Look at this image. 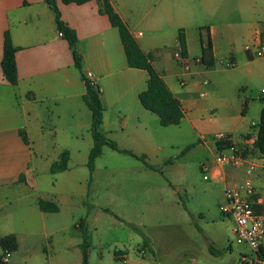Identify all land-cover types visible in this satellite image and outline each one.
I'll return each mask as SVG.
<instances>
[{
	"label": "crops",
	"instance_id": "obj_1",
	"mask_svg": "<svg viewBox=\"0 0 264 264\" xmlns=\"http://www.w3.org/2000/svg\"><path fill=\"white\" fill-rule=\"evenodd\" d=\"M111 2L143 51L152 57L153 66L170 91L181 102L185 117L178 126L163 127L158 116L141 105L139 95L147 89L148 73L129 67L119 31L111 25L106 15L99 12L98 3L66 5L58 1L62 21L78 37L77 51L81 57L79 71L75 67L67 40L59 35L53 9L44 0H0V222L6 225L16 218L30 219L37 214L36 210L42 214H57L42 212L39 200L55 203L60 213L59 198L48 200L49 198L40 196L35 176L36 166L32 164L34 150L46 156L54 154L58 160L67 152L68 169L53 176L68 173L71 174L70 178L74 173L73 156L82 147L90 155L94 146L92 113L84 100L86 84L82 76L100 91L104 107L100 132L120 149L145 157L146 162L155 170L131 156L150 172L159 173V167L165 168L164 172L167 174L164 176L174 188V195H178L181 186L179 178L186 172V165L182 160L194 150H197L198 167L205 164L199 155L205 151L211 153V162H206L210 163L211 168L208 181L223 183L224 196L227 189L238 185L234 181L239 172L215 163L218 152L216 143L213 141L210 146L206 141V133L196 124L203 104L195 95V89L205 85L206 81L207 85L214 81L217 84L213 70L219 64L232 61L235 67V52L240 41L248 58H254L256 47L264 43V0H223L220 12L216 13L218 23L196 24L194 27L198 31L196 41L190 33V28L194 25V0ZM202 2L203 0H198V6ZM208 9L209 6L204 4V10ZM208 13L211 11L208 10ZM180 30H183L187 43L186 59L189 68L186 69L174 58V53L181 51L178 36ZM7 31L17 48V86L5 80L1 68L4 35ZM209 39L215 58L212 68L200 63L202 42L207 43ZM88 74L92 77L87 78ZM185 122L195 131V140H192L190 133L187 134V129H181ZM254 126L256 125L253 124L245 136H242L245 138L244 143H255L257 134ZM22 131L25 132L27 144L21 136ZM225 134L232 136L235 144L242 140L241 138L236 142L231 133ZM182 135L189 139L188 144H184L187 146L180 144L183 143ZM189 146H193L192 149L182 155ZM104 148L103 152L106 150ZM169 149L175 151L174 159L167 156ZM259 154L260 161L252 160L258 164L254 171L256 182L259 183L254 186L255 200L259 203L260 212L264 213V197L259 192V186L264 182V154L258 152ZM91 184L92 182L89 183V188ZM190 193L191 191L189 195ZM62 200L65 204L70 202L69 198ZM209 200V195L201 199V209H206ZM222 201L225 202V197ZM182 205L183 202L177 200L168 209L185 216L196 230L188 238V245L183 251L186 263L239 264V259L234 263L230 258L233 255H228V252H224L222 256L210 253V245L220 251L230 247V253L233 252V246L231 243L226 246L221 241L218 242L219 233L203 229L196 222L195 212ZM200 211L199 218L205 219L203 210ZM138 230L144 235L141 229ZM142 245L145 258L149 255L151 259L141 257L135 259L134 263L157 264L153 254V241L147 239ZM241 251L239 250V255ZM115 259L130 263L122 254L116 255Z\"/></svg>",
	"mask_w": 264,
	"mask_h": 264
},
{
	"label": "rangeland",
	"instance_id": "obj_2",
	"mask_svg": "<svg viewBox=\"0 0 264 264\" xmlns=\"http://www.w3.org/2000/svg\"><path fill=\"white\" fill-rule=\"evenodd\" d=\"M222 2L203 0L201 6H198V0L192 2L194 25L190 33L195 41L198 37V31L194 30L196 24L218 23L216 13L220 12ZM204 4L209 6L211 13L204 10ZM235 57V67H227L223 62L213 70L217 84L214 81L211 85H200L195 89V95L203 104L196 124L206 133L210 146L216 135L227 132L237 142L253 124L257 125L260 121L264 106V58L254 57L250 60L242 50L241 41ZM203 92L208 96L201 97ZM245 101H248V110L243 115L242 105ZM181 129H187V134L190 133L192 140H195V131L190 129L188 122ZM188 140L183 136L181 146H187L184 144H188ZM244 140L242 138L236 145L251 161L258 156V152L253 142L246 144ZM104 149L91 174L88 168L89 151L85 152L82 147L73 156L72 178L68 173L53 176L50 164L56 162L58 157L54 154L46 156L34 150L32 164L36 166L40 196L48 200L59 198L61 210L57 214H42L36 210L37 214L30 219L16 218L7 225L0 222V238L14 234L19 242L18 251L12 253L7 264H83V229L80 228L83 220L89 236V264H127L123 259H115L119 254L127 257L129 264H135V259L141 257L151 259L149 255L145 258L142 248L147 239L154 243L153 254L157 264H187L183 251L188 245V238L196 230L185 216L168 209L177 200L195 212L196 222L203 229L219 233L218 242L226 246L232 244L233 252H228V255L232 254L230 258L234 263L236 259L238 262L239 250L244 248L235 243L233 222L220 211L221 205L225 204L222 201L225 197L223 183L204 180V174L196 163L197 150L182 160L186 172L179 178L181 186L178 195H174V188L164 176L167 174L165 168H158L160 174L153 173L131 156L121 155L110 148ZM175 154L169 149L167 156L174 159ZM226 154L231 153L227 151ZM199 157L205 163L212 160L211 153L206 151ZM227 166L239 172L234 181L237 187H244L248 180L252 181L253 186L259 185L254 172L248 174L250 166L247 163ZM259 192L264 197V182L260 184ZM206 195L210 200L206 209H201V199ZM63 198H69V204H65ZM200 210H203L205 219L199 218ZM134 228L141 229L144 235ZM3 256L0 247V260Z\"/></svg>",
	"mask_w": 264,
	"mask_h": 264
},
{
	"label": "trees",
	"instance_id": "obj_3",
	"mask_svg": "<svg viewBox=\"0 0 264 264\" xmlns=\"http://www.w3.org/2000/svg\"><path fill=\"white\" fill-rule=\"evenodd\" d=\"M58 1L69 5H84L90 2H96L99 5V12L102 15H106L114 28H117L120 34V39L125 50L128 65L134 69L145 70L148 73L147 89L139 95L141 105L148 111L152 112L160 119V123L163 127L178 126L181 124L185 117V111L181 102L173 95L168 86L166 85L162 76L158 73L152 63V57L146 54L141 48L140 44L131 34L127 24L115 11L111 0H44V2L53 9L55 15V21L59 32L63 33V37L67 40L69 47L72 51L75 67L81 71V57L77 51L78 37L76 32L68 27L66 23L62 21L60 9L58 7ZM179 43L181 52L184 57L187 58V43L183 30L179 31ZM17 48L14 46L12 37L9 31L5 32L4 45H3V57L1 61L2 73L7 82L13 86H17L19 83L17 63H16ZM200 63L207 67L212 68L215 65V58L213 54V48L210 39L207 43L202 42V53L200 57ZM82 79L86 84V95L84 96L85 103L92 113V133L94 139V146L90 152L88 159V168L93 174L95 170L96 160L102 156L103 148L105 146L110 147L112 150L133 156L144 164L155 170L153 166H150L145 157H139L131 151L120 149L114 142L109 141L100 132V128L103 124L104 107L100 100V91L97 87L93 86L88 80L82 76ZM248 110V101H245L242 105V114L245 115ZM256 131V140L254 143L255 149L264 154V106L261 110L259 124L253 127ZM21 136L24 142L27 144V138L25 132H21ZM230 139L232 136L228 135ZM217 149L220 151H228L229 147H225L224 143H217ZM193 146L187 147L182 155H185L192 149ZM69 154L64 152L60 159L51 165L50 171L53 175L62 173L68 169ZM92 178L90 180V183ZM39 207L42 212L45 213H58L59 207L51 201L39 200ZM257 212H260L259 206L255 207ZM85 221L80 224V228L83 229V243L81 245L83 253V264H89V236L85 229ZM138 231L137 228H134ZM0 245L3 254L6 252H16L18 249L17 238L14 235H8L0 239ZM209 251L214 256H222L224 252L231 251L230 247L223 251L214 248L212 245L209 247ZM0 264H3L0 260Z\"/></svg>",
	"mask_w": 264,
	"mask_h": 264
},
{
	"label": "built area",
	"instance_id": "obj_4",
	"mask_svg": "<svg viewBox=\"0 0 264 264\" xmlns=\"http://www.w3.org/2000/svg\"><path fill=\"white\" fill-rule=\"evenodd\" d=\"M63 36L62 32H59ZM254 57H264V43L256 47ZM175 60L185 69L189 68V63L181 51L174 53ZM232 61L227 63V67H233ZM92 75L88 74L87 78ZM205 85L208 82H204ZM264 94V90L262 92ZM201 97H207V93H201ZM215 143H224L229 147L230 155L227 151H220L215 155V163L218 166H227L235 164L236 166L247 163L250 168L248 174H251L258 167L256 161H260V154L249 161L244 157L242 150L228 137L227 134H218L214 137ZM204 174V180H210V163H205L200 167ZM255 187L251 180L246 181L244 187L229 188L225 191V204L220 207L221 213L233 222V234L235 243L244 248L239 255V264H264V213L257 212L255 207L259 206L255 200ZM12 254L6 252L1 258L3 264H7Z\"/></svg>",
	"mask_w": 264,
	"mask_h": 264
}]
</instances>
